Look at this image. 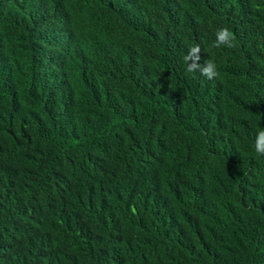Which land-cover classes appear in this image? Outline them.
<instances>
[{
    "label": "trees",
    "instance_id": "1",
    "mask_svg": "<svg viewBox=\"0 0 264 264\" xmlns=\"http://www.w3.org/2000/svg\"><path fill=\"white\" fill-rule=\"evenodd\" d=\"M261 128L264 0H0V264H264Z\"/></svg>",
    "mask_w": 264,
    "mask_h": 264
},
{
    "label": "clouds",
    "instance_id": "2",
    "mask_svg": "<svg viewBox=\"0 0 264 264\" xmlns=\"http://www.w3.org/2000/svg\"><path fill=\"white\" fill-rule=\"evenodd\" d=\"M216 39L213 43V47L219 48L221 46L232 48L234 47V34L226 26H221L216 30ZM201 48L200 46H191L186 55L183 56L184 64L186 65L185 71L188 73L199 72L207 79H214L218 75L217 66L211 59L201 61ZM255 151L258 154L264 155V128H261L256 133L255 137Z\"/></svg>",
    "mask_w": 264,
    "mask_h": 264
}]
</instances>
